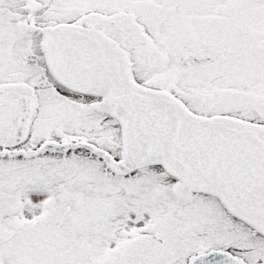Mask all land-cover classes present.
<instances>
[{
	"label": "snow or ice",
	"instance_id": "snow-or-ice-1",
	"mask_svg": "<svg viewBox=\"0 0 264 264\" xmlns=\"http://www.w3.org/2000/svg\"><path fill=\"white\" fill-rule=\"evenodd\" d=\"M0 264H264V0H0Z\"/></svg>",
	"mask_w": 264,
	"mask_h": 264
}]
</instances>
